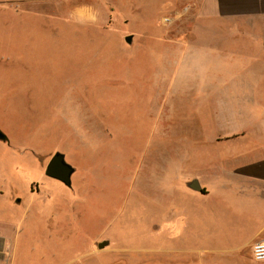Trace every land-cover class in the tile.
Returning <instances> with one entry per match:
<instances>
[{
	"label": "rangeland",
	"instance_id": "rangeland-1",
	"mask_svg": "<svg viewBox=\"0 0 264 264\" xmlns=\"http://www.w3.org/2000/svg\"><path fill=\"white\" fill-rule=\"evenodd\" d=\"M188 3L0 0V264H255L189 251L179 187L218 154L211 111L234 94L218 79L232 68L206 51L231 57L239 37L214 22L183 57L160 30L191 27ZM247 102L229 96L223 111ZM56 151L70 186L44 173Z\"/></svg>",
	"mask_w": 264,
	"mask_h": 264
},
{
	"label": "crops",
	"instance_id": "crops-1",
	"mask_svg": "<svg viewBox=\"0 0 264 264\" xmlns=\"http://www.w3.org/2000/svg\"><path fill=\"white\" fill-rule=\"evenodd\" d=\"M187 1L182 14L192 19V26L160 30L164 32L161 36L176 43L183 57L194 54L193 47H187L184 39L198 36L201 30L210 31L214 22L234 24L226 29L234 38L239 37L234 39L231 57L224 56V51H217L215 56L210 55L209 48L206 51L221 68H232V75L217 78L221 82L231 81L234 94L229 92L231 89L223 91L226 95L217 97L221 101L220 111H211L217 129L225 134L215 139L221 142L218 154L201 158L198 170L187 175L179 187L187 195L184 226L193 233V247L189 251L210 258L234 253L241 259L264 264L251 255L253 244L264 240V0ZM218 29L226 30H215ZM142 33L154 34L151 30ZM138 35L135 32L128 43ZM245 64L248 71L243 75L245 68L241 67ZM229 96L239 104L247 100V108L238 106V111H223V100ZM193 179L198 181L200 191L188 186ZM177 215L175 211L173 216ZM2 235L0 249L4 243Z\"/></svg>",
	"mask_w": 264,
	"mask_h": 264
},
{
	"label": "water",
	"instance_id": "water-1",
	"mask_svg": "<svg viewBox=\"0 0 264 264\" xmlns=\"http://www.w3.org/2000/svg\"><path fill=\"white\" fill-rule=\"evenodd\" d=\"M132 36L128 35L125 37L127 42L131 41ZM3 137H6V134L0 129V140H3ZM4 141V140H3ZM74 167L66 161L64 153L56 151L52 154L48 162L46 163L44 173L54 179L61 181L66 186L71 185V176L74 172ZM188 186L193 189L200 191V185L197 180L193 179L188 183ZM20 199L18 198L17 201ZM108 244L107 240L97 243L98 248H103Z\"/></svg>",
	"mask_w": 264,
	"mask_h": 264
},
{
	"label": "built area",
	"instance_id": "built-area-1",
	"mask_svg": "<svg viewBox=\"0 0 264 264\" xmlns=\"http://www.w3.org/2000/svg\"><path fill=\"white\" fill-rule=\"evenodd\" d=\"M251 255L256 261H264V240L257 241L253 244Z\"/></svg>",
	"mask_w": 264,
	"mask_h": 264
},
{
	"label": "trees",
	"instance_id": "trees-1",
	"mask_svg": "<svg viewBox=\"0 0 264 264\" xmlns=\"http://www.w3.org/2000/svg\"><path fill=\"white\" fill-rule=\"evenodd\" d=\"M3 140H4V141H6V140H7V138H6V137H3Z\"/></svg>",
	"mask_w": 264,
	"mask_h": 264
}]
</instances>
